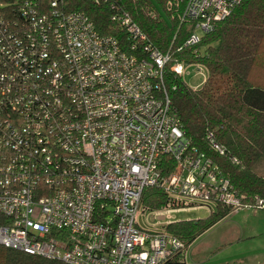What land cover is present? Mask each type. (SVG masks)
<instances>
[{
	"label": "built area",
	"instance_id": "obj_1",
	"mask_svg": "<svg viewBox=\"0 0 264 264\" xmlns=\"http://www.w3.org/2000/svg\"><path fill=\"white\" fill-rule=\"evenodd\" d=\"M94 1L107 2L124 37L100 35L60 0L48 11L0 0V245L66 264L185 263L189 245L166 228L172 214L222 204L231 215L264 209V198L244 200L185 138L164 88L168 53L115 2ZM241 1L169 4L183 5L191 45ZM164 156L175 165L167 174ZM149 186L165 192L162 208L142 206Z\"/></svg>",
	"mask_w": 264,
	"mask_h": 264
},
{
	"label": "trees",
	"instance_id": "obj_2",
	"mask_svg": "<svg viewBox=\"0 0 264 264\" xmlns=\"http://www.w3.org/2000/svg\"><path fill=\"white\" fill-rule=\"evenodd\" d=\"M53 0H39V9L48 11ZM173 0H112L127 12L147 35V43L168 53L164 68V88L181 123L185 138L206 153L220 167L244 200L264 198V0H242L213 29L186 45L192 33L187 21H180L182 4ZM63 12L83 11L100 35L124 37L111 20L107 2L60 0ZM163 9L167 18L159 12ZM177 62L202 65L207 76L202 85L191 88L177 74ZM224 153L215 151L207 138ZM174 161L162 157L164 174L174 170ZM165 192L145 187L144 208L154 210L166 204ZM229 208L217 204L204 218L171 221L167 231L190 245L204 231L228 215ZM0 264H66L0 245ZM166 264H183L180 257Z\"/></svg>",
	"mask_w": 264,
	"mask_h": 264
},
{
	"label": "rangeland",
	"instance_id": "obj_3",
	"mask_svg": "<svg viewBox=\"0 0 264 264\" xmlns=\"http://www.w3.org/2000/svg\"><path fill=\"white\" fill-rule=\"evenodd\" d=\"M159 12L167 18L159 7ZM201 67L200 71L198 68ZM207 70L191 64L182 74L183 81L197 89L204 82ZM264 166V162H261ZM227 215L204 231L188 247L184 264H264V209L255 210L259 215L240 212ZM245 211V210H244ZM207 208L200 207L171 215L174 220L204 218ZM140 223L146 226L144 221ZM254 234V235H253Z\"/></svg>",
	"mask_w": 264,
	"mask_h": 264
},
{
	"label": "crops",
	"instance_id": "obj_4",
	"mask_svg": "<svg viewBox=\"0 0 264 264\" xmlns=\"http://www.w3.org/2000/svg\"><path fill=\"white\" fill-rule=\"evenodd\" d=\"M215 208H216V206H213L210 210L207 209L208 214L210 213V211L215 210ZM244 210H245V211H244ZM244 210H243V211H240V212H246V213L249 212V213L253 214L254 216L259 215V214H258L259 211L256 212L255 210H250V209H244ZM181 212H184V211H181ZM235 213H237V212H235ZM235 213H232V214H235ZM208 214H207V215H208ZM226 216H227V215H226ZM226 216H225V217H226ZM225 217H224V218H225ZM261 218H264V215L261 214ZM196 219H198V218H196ZM222 219H223V218H222ZM141 220H142V219H141ZM172 220H173V219H172ZM180 220H185V219H180ZM186 220H189V219H186ZM142 221H143V220H142ZM174 221H177V220H174ZM253 235H254V234H253ZM183 264H184V263H183ZM196 264H197V262H196Z\"/></svg>",
	"mask_w": 264,
	"mask_h": 264
}]
</instances>
